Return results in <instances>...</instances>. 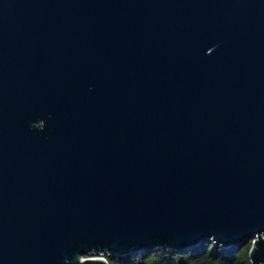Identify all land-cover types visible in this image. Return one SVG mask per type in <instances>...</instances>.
I'll use <instances>...</instances> for the list:
<instances>
[{
  "label": "water",
  "instance_id": "1",
  "mask_svg": "<svg viewBox=\"0 0 264 264\" xmlns=\"http://www.w3.org/2000/svg\"><path fill=\"white\" fill-rule=\"evenodd\" d=\"M203 237L264 264V0H0V264Z\"/></svg>",
  "mask_w": 264,
  "mask_h": 264
},
{
  "label": "trees",
  "instance_id": "2",
  "mask_svg": "<svg viewBox=\"0 0 264 264\" xmlns=\"http://www.w3.org/2000/svg\"><path fill=\"white\" fill-rule=\"evenodd\" d=\"M250 242L251 239H244L236 247L226 249L203 237L193 249L168 251L157 247L117 257L104 256L108 264H253L247 250Z\"/></svg>",
  "mask_w": 264,
  "mask_h": 264
}]
</instances>
